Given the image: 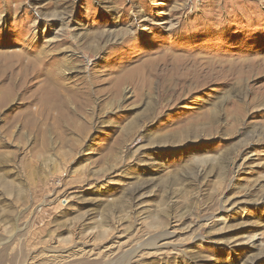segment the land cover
I'll use <instances>...</instances> for the list:
<instances>
[{"label": "rangeland", "instance_id": "obj_1", "mask_svg": "<svg viewBox=\"0 0 264 264\" xmlns=\"http://www.w3.org/2000/svg\"><path fill=\"white\" fill-rule=\"evenodd\" d=\"M0 264H264V0H0Z\"/></svg>", "mask_w": 264, "mask_h": 264}, {"label": "bare ground", "instance_id": "obj_2", "mask_svg": "<svg viewBox=\"0 0 264 264\" xmlns=\"http://www.w3.org/2000/svg\"><path fill=\"white\" fill-rule=\"evenodd\" d=\"M68 74L71 75V74H75V73H79L81 72L80 70H78V67L77 69L76 68H73V69H70L68 70ZM49 79V78H48ZM63 79V78H62ZM64 80V79H63ZM126 80V79H125ZM48 83H46V86L44 88V95L43 97L41 98V102L40 104H43L42 107L43 109L45 108V114H46V117L45 119H49L51 116H53L54 114H57V113H60V114H63V115H66V114H72V115H75L78 113L79 110L83 109V107H85L86 105H88L90 102L89 101H86V100H82L81 97L82 94L81 92H76L74 91L72 88L68 87V89L66 87L63 86V83L61 81V78L59 75H55V76H51V78L49 80H47ZM124 80H118L116 81V86H115V93L118 95L120 94V88L121 86L124 84ZM45 83V82H44ZM81 85V84H80ZM77 86V85H76ZM81 87V86H80ZM38 90V89H37ZM58 90H63L66 95H64L62 93V91H58ZM76 90V89H75ZM87 94V93H86ZM85 98V97H84ZM6 99V98H5ZM40 101V100H39ZM4 103V102H3ZM39 103V102H37ZM74 104V109L71 108V105ZM2 105V104H1ZM5 105V104H4ZM3 105V106H4ZM36 106V105H34ZM41 108V107H40ZM86 108V107H85ZM27 110H29V107L27 108ZM37 110V109H36ZM42 110V109H41ZM31 111V110H30ZM29 111V112H30ZM38 111V110H37ZM33 112V111H32ZM27 113V112H26ZM84 113V112H83ZM39 114V112H38ZM41 114V113H40ZM69 114V115H70ZM82 114V113H81ZM58 115V114H57ZM70 115V116H72ZM68 116V115H67ZM61 117V116H60ZM62 118V117H61ZM18 120V119H17ZM30 120V119H29ZM40 120V119H39ZM61 119H56L55 121L58 123ZM75 120V118H74ZM48 121V120H47ZM13 122V121H12ZM11 123V122H10ZM11 125V124H10ZM42 126V125H41ZM54 126V125H53ZM73 126H76L74 125L73 123ZM88 126V125H87ZM70 127V126H69ZM9 128V127H8ZM76 129V128H75ZM55 130V129H54ZM59 130V129H58ZM82 130H86V127L83 126V129ZM225 160V159H224ZM229 161V160H228ZM197 171V174L195 175H190L189 176V179H197L198 177L201 178L202 176L205 175L204 173V170L200 171L199 169L196 170ZM196 173V172H195ZM197 181V180H196ZM190 182V181H189ZM153 184H149L147 183H143L141 185H139V190L140 189H145L147 187H152ZM152 241V240H151Z\"/></svg>", "mask_w": 264, "mask_h": 264}]
</instances>
